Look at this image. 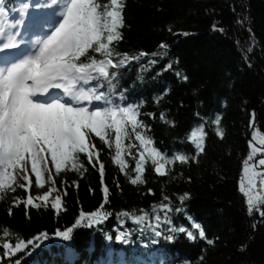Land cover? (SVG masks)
<instances>
[{"label":"trees","instance_id":"16d2710c","mask_svg":"<svg viewBox=\"0 0 264 264\" xmlns=\"http://www.w3.org/2000/svg\"><path fill=\"white\" fill-rule=\"evenodd\" d=\"M51 1L0 0V7L13 11L31 5L39 12ZM122 15V38L111 45L118 54L112 59H129L109 67L114 75L108 80L83 85L104 92L110 104L85 101L82 106H132L144 125L136 131L172 160L165 165L167 174H157L145 153L143 182H130L144 151L131 125L121 138L123 172L113 161L114 132L110 145L92 134L98 153L92 163L81 153L83 167L69 165L57 174L49 165L62 200L59 211L52 202L23 203L38 197L31 173L27 190L16 186L0 194V244L6 240L14 246L19 238L26 245L8 256L0 247V264H264V206L249 213L239 183L253 112L264 139V0H123ZM201 126L202 150L190 138ZM177 155L186 162L175 160ZM98 209L107 216L76 225L81 212ZM181 227L193 238L175 231ZM69 228V239L56 235Z\"/></svg>","mask_w":264,"mask_h":264},{"label":"snow or ice","instance_id":"6c2138e0","mask_svg":"<svg viewBox=\"0 0 264 264\" xmlns=\"http://www.w3.org/2000/svg\"><path fill=\"white\" fill-rule=\"evenodd\" d=\"M52 3L56 4L57 0H52ZM122 10L123 0H63L61 19L49 35L36 41L39 47L35 53L13 63L11 67L0 69V194L8 190L15 191L16 186L27 190L32 183L29 166L31 174L35 176V186L43 187L46 172L47 180L52 181L49 165L55 168L57 174L67 170L69 165L75 170L83 167L78 165L81 153L86 154L92 163L93 155L98 157V153L93 151L95 146L90 143L92 134L110 145L111 133L114 132L116 154L113 161L120 164L123 172L126 164L121 158V138L127 137L129 125L136 140L140 142V148L144 149L136 164L137 175L130 182H143L141 173L145 153L151 159L157 174H167L165 165L172 163V160L153 147L149 137L136 131L144 125L137 119L138 113L132 106L97 107L95 110L82 106L85 101L88 104L93 101L110 104L104 92H98L97 88H85L83 85L98 78L108 80L114 75L109 72V67H119L129 59L126 55L118 63H114L112 59L118 54L111 45L122 38L119 32V28L123 26ZM4 12L5 9L0 7V14ZM3 32L4 29L0 28V33ZM3 47H17L15 35L8 36V42ZM90 53L99 54L103 59H97ZM52 89L60 90L63 95H51ZM40 97L44 99L41 100ZM214 122L218 125L219 118ZM217 135L223 137V131L219 128ZM203 136L201 126L190 137L201 150ZM257 143L259 147L256 146ZM249 147L240 190L247 197L251 213L253 210L261 211V206H264V171H256L257 165L264 168V158L258 159L255 164L249 163L257 153L264 155V139L257 141V133L254 132ZM174 159L181 162L187 160L183 155H177ZM96 162H99L98 158ZM99 170L103 183L102 164ZM18 179L25 183L17 185ZM53 190L49 188L38 197L28 196L23 203L38 207L33 201L47 202ZM103 191L106 201L108 190L105 187ZM184 198L181 197L182 200ZM61 205L60 196L51 203L52 208L58 211ZM162 207L166 208L167 205ZM101 209L87 214L81 212L76 225L84 219H88L90 223L99 222L101 217L107 216ZM261 214L264 215V211ZM192 227L199 229L200 226L193 223ZM175 231L186 232L189 239L193 238V233L183 227ZM71 232L72 228H69L56 235L67 240ZM160 234L156 233L157 236ZM3 235L9 236L8 229L3 230ZM45 235L41 234V237ZM199 235L203 238L204 232L201 230ZM41 237L35 239L39 240ZM117 239L121 237L117 236ZM27 244H33V240L27 241ZM25 246V241L19 238L14 246L6 240L0 244L6 256Z\"/></svg>","mask_w":264,"mask_h":264},{"label":"rangeland","instance_id":"374dc122","mask_svg":"<svg viewBox=\"0 0 264 264\" xmlns=\"http://www.w3.org/2000/svg\"><path fill=\"white\" fill-rule=\"evenodd\" d=\"M62 9H63V0H57L56 4H53L51 1L50 5L40 8L39 12L36 11L35 6H31V5L22 6L18 10H13V11L5 10L3 14H0V28L4 29V32L0 33V48H2L0 49V53L16 50L17 47L19 48L20 46H24V45H26L27 48L31 47V49L28 48L30 52L31 50L36 51L38 49L36 48L38 45L36 41L41 40L50 34L54 26L61 19L60 14L62 12ZM10 35H15L17 47L4 48L3 44L8 42V36ZM37 37L39 38L36 39ZM2 38H4L5 41H1ZM27 48L26 50H28ZM25 56H28V53ZM52 91L54 92L59 91L60 93L59 95L60 96L63 95L60 92V90L57 89L50 90V92ZM40 98L44 99V97H40ZM65 100H67V98H65ZM193 143L196 145L194 141ZM259 157H260V153H257L254 156L253 160L250 161L249 163L255 164ZM49 170L52 174V180H53V173L50 166H49ZM259 170H261V167L257 165L256 171L260 172ZM29 173H31L30 166H29ZM49 188H53V186H52V181L47 180V172H46L44 185L43 187L38 188L37 196H42L44 192H47L49 190ZM56 197H57V193L53 190L48 197V201L47 202L42 201V202L44 203L52 202ZM246 202H247V197H246Z\"/></svg>","mask_w":264,"mask_h":264},{"label":"bare ground","instance_id":"6f19581e","mask_svg":"<svg viewBox=\"0 0 264 264\" xmlns=\"http://www.w3.org/2000/svg\"><path fill=\"white\" fill-rule=\"evenodd\" d=\"M1 41H5L4 38L1 39ZM27 46H20L16 50H11L6 55L2 52L0 53V64L2 65L1 69H6L8 67H11L13 63L19 62L21 59L25 57V55L28 53V55H31L29 53L30 51L26 50ZM2 49V48H0ZM51 95H59V91H52L50 92Z\"/></svg>","mask_w":264,"mask_h":264},{"label":"water","instance_id":"95a60500","mask_svg":"<svg viewBox=\"0 0 264 264\" xmlns=\"http://www.w3.org/2000/svg\"><path fill=\"white\" fill-rule=\"evenodd\" d=\"M254 132L257 133V137H258L259 139H262V137H260V136L258 135L257 128H256V116H255V113L253 112V113H252V117H251V119H250L249 130H248V142H249V143H250V141H252L251 136H252V134H253ZM254 143H255V142H254ZM256 146H257V145H256ZM249 152H250V147L248 148V151H247V153H246L245 158L243 159V161L248 157ZM261 169L264 170V168H261ZM242 175H243V167L241 168L240 173H239V183H241V177H242Z\"/></svg>","mask_w":264,"mask_h":264}]
</instances>
